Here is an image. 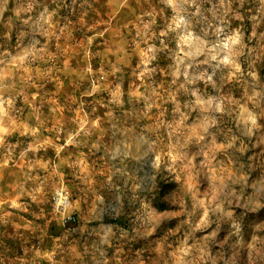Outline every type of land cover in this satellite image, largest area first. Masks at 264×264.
Returning a JSON list of instances; mask_svg holds the SVG:
<instances>
[{
  "label": "clouds",
  "instance_id": "obj_1",
  "mask_svg": "<svg viewBox=\"0 0 264 264\" xmlns=\"http://www.w3.org/2000/svg\"><path fill=\"white\" fill-rule=\"evenodd\" d=\"M0 264H264V0H0Z\"/></svg>",
  "mask_w": 264,
  "mask_h": 264
}]
</instances>
